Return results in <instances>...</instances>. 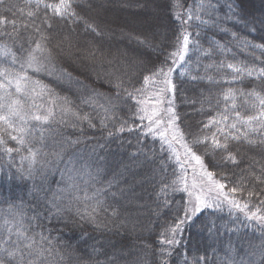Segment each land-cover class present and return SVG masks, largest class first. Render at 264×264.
Wrapping results in <instances>:
<instances>
[{
	"label": "trees",
	"instance_id": "trees-1",
	"mask_svg": "<svg viewBox=\"0 0 264 264\" xmlns=\"http://www.w3.org/2000/svg\"><path fill=\"white\" fill-rule=\"evenodd\" d=\"M115 2L124 7L114 21L98 11L107 0H72L75 16L34 0L0 3V71L30 77L26 94L16 93L14 83L7 90L20 99L24 119L13 118V128L0 121V248L23 247L24 232L37 242L47 238L42 247L50 251L39 264H264V223L249 219L258 208L264 215V129L244 123L261 110L250 94L264 97V0ZM148 20L145 28L131 24ZM185 32L188 52L177 66L170 54ZM37 42L48 51L37 53L42 70L34 72L25 62ZM169 67L174 89L161 92L165 76L153 74ZM142 107L159 110L156 119L164 123L153 124L155 135L140 119ZM49 108L48 122L32 119ZM169 108L183 134L171 147L159 135L169 127ZM184 144L225 185L227 198L208 192L214 185ZM181 176L190 191L203 189L212 207L187 219L178 243L168 244L189 200L173 190L182 187L173 183ZM232 199L248 208L241 211Z\"/></svg>",
	"mask_w": 264,
	"mask_h": 264
},
{
	"label": "snow or ice",
	"instance_id": "snow-or-ice-1",
	"mask_svg": "<svg viewBox=\"0 0 264 264\" xmlns=\"http://www.w3.org/2000/svg\"><path fill=\"white\" fill-rule=\"evenodd\" d=\"M3 0H0V3H2ZM34 3L36 4L37 7H39L41 4L44 5L45 8H51L57 15H66V14H70L72 16H75L76 13L74 11H72V0H59V3H46V0H34ZM28 16H34L35 12H28L27 13ZM177 18L179 19V15H177ZM192 14L189 11L188 13V19L191 20ZM197 19H199V17H197ZM5 21L0 20V23H4ZM9 23H12L13 25L15 24V21H8ZM26 26V25H25ZM49 27H51V25H49ZM36 31H39V29H36ZM41 39H45V37H41ZM188 46H189V34H187L186 32L182 35V41L180 43V46L177 48L176 51H174L173 53L170 54V58H174L172 59V63L174 65L178 66L179 62H183L185 59V55L188 52ZM48 49H46L45 47L42 46L41 42H37L35 45V48L32 50V52H30L28 54L27 60H26V65L28 68L32 69L34 72H39L42 70V64L40 61L39 56L37 55V53L39 54H43L45 52H47ZM21 67L23 68L24 65H21ZM229 68H233V70L237 73L244 71L243 69L239 68V67H235L233 65H228ZM174 71L173 68L169 67L167 69V72H165L164 68H160L156 73H154V76H158V75H164L165 79L162 81V83L166 86L165 89H161L160 91L163 92L165 91L167 88H172L174 89V85L172 84V81L170 79L172 72ZM248 75H252L253 74V70H247ZM259 73L261 76H264V68L259 69ZM9 75L12 76L11 79H9ZM0 76H4L5 80L7 81V83H5L4 81H0V89H4L5 93H6V97H8L10 99L11 97V93H9L8 87L10 85H12L13 83L15 84V91L16 93H24L25 89L28 86L30 77H28V75L26 73H15V74H9L7 73V70L4 71H0ZM150 77H145V84H148L150 81ZM32 83L40 85L39 81H32ZM119 86V85H117ZM46 88V86L41 85V90L43 91ZM33 91H35L33 89ZM140 91V90H137ZM129 95H131V93H129ZM250 95L255 96V98L259 101V105L261 107V110L259 112L258 115H253V116H248L245 120L244 123L249 125V128L252 131H258L259 129H264V97H262L260 95V93L258 92H253ZM6 97H0V100H3L4 103H0V109H6V112L4 113H0V121H2L5 125H7L8 128H13V123L12 120L13 118H19L20 120L24 119V116L21 114V110H22V104L20 99H6ZM227 98V97H226ZM138 103L141 104H145V101H139ZM141 112L144 113V115L140 116V119H145L147 118L149 120V126H148V131L152 132L153 135H155V130L153 128V124H155L156 128H159L161 124L164 123L163 120L160 119H156V117L159 115V110L158 109H153L151 114L148 113V109L146 107H142L140 109ZM167 111L169 113H171V117L170 119L167 121L168 124V128H165L163 131H161L159 133L161 139H163L166 143L169 144V146H172V142L175 140L177 143H179L182 139H183V134L180 133V130L178 128V126H176V121L179 119L178 116L175 115L174 109L173 108H169L167 109ZM53 115L52 109L49 108L47 110V114L46 115H33L32 119L36 120V121H43V122H48L49 118ZM237 116H239V113H237ZM84 119H87V117H84ZM253 121H257L258 122V128H251L252 122ZM232 128H236V125L233 124L231 125ZM169 129H171L172 131V135H171V139L168 138L169 136ZM121 131H123L124 129L121 128ZM20 131H23V129H20ZM222 131V129L220 130ZM246 135V134H245ZM179 136V139H178ZM233 139H240L239 136H233ZM11 139L16 140L17 137L16 136H12ZM207 139V138H205ZM3 138L0 137V143H3ZM20 143H23V140L21 139L19 141ZM203 141L201 140H197L196 143H201ZM250 143H254L253 141H249ZM262 143H264V141H261ZM212 143L213 146L215 148H223L225 150H227L228 145L227 143H221L218 139L212 138ZM183 147L185 148V155L186 156H190L192 160H195L196 164H198L203 172V175L206 176L208 178V181L211 182L212 185H214L213 187H209L208 188V192H211L213 190H220V192L225 196V198H227V193H223V189L225 187L224 184L220 183L219 181H216L213 179V173L208 172L205 168V165L203 163V160L201 159V157L199 155H197L190 147H188L187 144H184ZM6 151L11 152L12 149L11 148H6ZM227 159L232 160L233 162H236V158L229 153L228 156L226 157ZM177 159H179V156L177 155ZM181 167H183V165H181ZM259 179V178H258ZM174 184H179L182 185V187H176L173 190L174 191H184L188 193L189 196V200L187 203V206L184 208L183 211V218H178L179 222L172 227L171 229H169V231L172 233V239H168L166 241V243L168 244H174V243H178V241L175 240V235L177 234V230L180 229L181 225L184 224L186 222L187 219H191L192 217L196 216L202 209L204 208H209L212 207V203H210L207 199H206V193L204 192L203 189H201V191L199 193L195 192V191H190L187 181L186 179L181 176L178 178L177 181L173 182ZM197 187L195 181H193V185L192 188L195 189ZM232 193H236L238 190L236 188H232L230 190ZM249 195H252V193H249ZM229 203H231L234 207L240 209L241 211H243L244 209L248 208L247 204L243 205V208H241V205L235 201L234 199L229 200ZM264 203V202H262ZM93 211H96V209L94 208ZM259 208L255 211L252 212L249 215V219H256L257 221L264 223V215H258L259 213ZM246 215H248V213H245ZM91 215V214H90ZM9 231H11V229H9ZM19 237H22L25 241H27L23 247H21L19 244H17V247H15L14 249H7V248H0V253H2L3 255H0V264H24V260L25 257H33L32 259H29L27 261V264H39V258L44 256V253L46 251H50L49 249H45L44 247H42L43 241L46 240V237H43L41 235V240L39 242L36 241V239L32 236H28L26 233L24 232H20ZM25 249L27 251H25ZM19 258V259H18Z\"/></svg>",
	"mask_w": 264,
	"mask_h": 264
},
{
	"label": "rangeland",
	"instance_id": "rangeland-1",
	"mask_svg": "<svg viewBox=\"0 0 264 264\" xmlns=\"http://www.w3.org/2000/svg\"><path fill=\"white\" fill-rule=\"evenodd\" d=\"M107 1H108V3H105V4L101 3L99 5L98 11H99V13L104 12V14L107 15V19H109L110 21H114L115 17L117 16L118 9L121 7H124V4H118L115 2V0H111V1L107 0ZM154 1H158V0H154ZM124 18L127 19V16L126 17L124 16L123 19ZM149 21L151 22V20H149ZM141 23L142 24L132 22L131 24L134 26V28H137V29L145 28L148 25V22H141ZM120 36L122 37V35H117V38H120Z\"/></svg>",
	"mask_w": 264,
	"mask_h": 264
},
{
	"label": "bare ground",
	"instance_id": "bare-ground-1",
	"mask_svg": "<svg viewBox=\"0 0 264 264\" xmlns=\"http://www.w3.org/2000/svg\"><path fill=\"white\" fill-rule=\"evenodd\" d=\"M145 22H146V21H145ZM147 22H148V25H149L150 21L148 20ZM148 25H147V26H148Z\"/></svg>",
	"mask_w": 264,
	"mask_h": 264
}]
</instances>
